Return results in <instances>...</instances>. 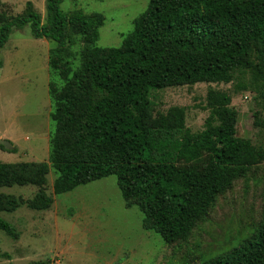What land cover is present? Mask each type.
Segmentation results:
<instances>
[{
	"label": "trees",
	"instance_id": "obj_1",
	"mask_svg": "<svg viewBox=\"0 0 264 264\" xmlns=\"http://www.w3.org/2000/svg\"><path fill=\"white\" fill-rule=\"evenodd\" d=\"M61 2L45 0L44 22L29 7L0 23V50L12 27L26 24L33 38L55 43L48 56L49 72L60 80L48 86L54 124L48 161L57 173L53 193L113 175L122 198L137 202L142 229L168 244L187 236L234 174L241 176L255 164L253 147L249 140L234 137L237 114L226 93L208 91L209 117L198 135L183 131L182 108L153 117L148 94L228 83L243 69L260 84L264 103V0H150L118 47L96 45L103 15L64 13ZM70 33L81 42L76 69L65 54ZM135 113L141 116V142L128 133ZM164 150L174 163L163 159ZM48 172L46 162L0 163V187L40 188L28 200L0 194V212L12 213L23 205L36 211L49 208L50 198L41 189ZM0 231L14 240L19 236L2 218ZM0 257L9 260L6 253ZM202 264H264V223L229 254Z\"/></svg>",
	"mask_w": 264,
	"mask_h": 264
},
{
	"label": "rangeland",
	"instance_id": "obj_2",
	"mask_svg": "<svg viewBox=\"0 0 264 264\" xmlns=\"http://www.w3.org/2000/svg\"><path fill=\"white\" fill-rule=\"evenodd\" d=\"M149 1L62 0L60 9L64 13L80 10L85 15H103L96 45L118 47ZM29 7L45 21V0H0V23ZM54 47L52 41L33 38L26 24L12 27L0 50V139L10 141L16 149H0V163L46 162L49 172L41 189L51 201L42 211L23 205L12 213L0 212V218L19 234L14 240L0 231V253L9 255V260L0 257V264H202L229 254L257 232L264 223V103L259 97L260 84L248 71L236 70L228 83L149 91L152 116L182 108L183 131L191 135L206 130L208 91L226 93L237 114L234 137L249 140L255 155V164L241 176L234 174L188 235L168 244L153 231L142 229L143 215L137 202L122 198L113 175L61 195L53 193L57 173L48 161L49 138L54 130L48 86L60 82L48 68L49 50ZM80 50L79 36L70 33L65 54L72 69L79 66ZM140 119L135 113L127 126L129 136L138 142L142 136L137 129ZM163 159L168 164L173 162L165 150ZM39 189L35 185H15L0 187V194L28 200Z\"/></svg>",
	"mask_w": 264,
	"mask_h": 264
},
{
	"label": "water",
	"instance_id": "obj_3",
	"mask_svg": "<svg viewBox=\"0 0 264 264\" xmlns=\"http://www.w3.org/2000/svg\"><path fill=\"white\" fill-rule=\"evenodd\" d=\"M0 146H2L5 150H12L14 148L12 143L5 139H0Z\"/></svg>",
	"mask_w": 264,
	"mask_h": 264
},
{
	"label": "crops",
	"instance_id": "obj_4",
	"mask_svg": "<svg viewBox=\"0 0 264 264\" xmlns=\"http://www.w3.org/2000/svg\"><path fill=\"white\" fill-rule=\"evenodd\" d=\"M4 139V138H3ZM15 186V185H14ZM17 186V185H16ZM8 188V187H7ZM10 188V187H9ZM10 195V194H9Z\"/></svg>",
	"mask_w": 264,
	"mask_h": 264
}]
</instances>
